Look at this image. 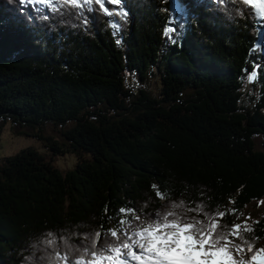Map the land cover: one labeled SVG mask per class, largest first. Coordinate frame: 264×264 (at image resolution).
Masks as SVG:
<instances>
[{
  "label": "trees",
  "instance_id": "16d2710c",
  "mask_svg": "<svg viewBox=\"0 0 264 264\" xmlns=\"http://www.w3.org/2000/svg\"><path fill=\"white\" fill-rule=\"evenodd\" d=\"M40 8L0 0V137L10 122L50 155L25 148L0 161V264H43L49 234L80 259L95 233L99 248L135 216L165 211L212 219L217 233L241 225L228 239L245 259L243 240L264 247V17L254 6ZM66 154L76 164L62 171L53 161ZM251 205L262 215L249 222Z\"/></svg>",
  "mask_w": 264,
  "mask_h": 264
},
{
  "label": "snow or ice",
  "instance_id": "6c2138e0",
  "mask_svg": "<svg viewBox=\"0 0 264 264\" xmlns=\"http://www.w3.org/2000/svg\"><path fill=\"white\" fill-rule=\"evenodd\" d=\"M43 7L47 6L58 10L57 6L83 7L97 3L104 7L105 0H27ZM111 3H119L120 0H108ZM245 5H253L257 16L264 17V0H241ZM105 12L108 10L105 8ZM111 14V13H109ZM121 15H126L121 12ZM115 27V25H114ZM172 30L169 29L167 34ZM254 79L255 77H250ZM261 203H264L262 201ZM181 204H174L172 208H180ZM124 212V209H121ZM221 217L223 214H220ZM136 227L128 230L121 229V235L117 230H112L110 235L114 240H106L103 245L97 247L100 233L88 237L90 243L84 247L80 259L70 258L69 251L63 254L56 245V238L49 234L45 240L46 246L52 247V253L42 257L43 264H264V247L254 249V243L243 240L247 245V251L252 253L245 259L242 244H231L229 234L238 235L241 225H234L229 232L217 233L218 225L209 220L205 223L196 218H184L176 211L158 213L152 218L140 220ZM128 225V221H122ZM251 231L250 228H246ZM243 239V238H242ZM231 244V247H229ZM65 248L70 250V245L65 242ZM233 251L238 255L234 258ZM87 257V259H85Z\"/></svg>",
  "mask_w": 264,
  "mask_h": 264
},
{
  "label": "rangeland",
  "instance_id": "374dc122",
  "mask_svg": "<svg viewBox=\"0 0 264 264\" xmlns=\"http://www.w3.org/2000/svg\"><path fill=\"white\" fill-rule=\"evenodd\" d=\"M151 87L154 88V94L158 92V86L155 80H153ZM50 131L49 129V132ZM256 143L257 148L264 151L262 139L260 137L257 138ZM25 148H33L50 159L49 150L44 146L42 141L33 137L16 135L12 129L11 123H7L0 137V161H3L6 157L14 155ZM53 163L62 171L71 170L75 167L76 156L73 154L57 156L54 158ZM260 215H262V209L251 205L245 213V218L250 222L260 217Z\"/></svg>",
  "mask_w": 264,
  "mask_h": 264
}]
</instances>
